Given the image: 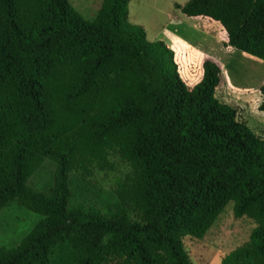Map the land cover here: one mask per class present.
I'll return each instance as SVG.
<instances>
[{"label": "trees", "instance_id": "trees-1", "mask_svg": "<svg viewBox=\"0 0 264 264\" xmlns=\"http://www.w3.org/2000/svg\"><path fill=\"white\" fill-rule=\"evenodd\" d=\"M129 1L102 0L86 22L68 0H0V210L16 200L42 217L0 264H49L63 240L72 264H191L183 238L200 239L229 203L256 227L220 264H264V139L215 97L214 62L185 85L173 51L127 22ZM176 8L264 61V0ZM113 157L130 173L108 212L69 206L68 174L113 171ZM45 160L49 194L27 185Z\"/></svg>", "mask_w": 264, "mask_h": 264}, {"label": "rangeland", "instance_id": "rangeland-1", "mask_svg": "<svg viewBox=\"0 0 264 264\" xmlns=\"http://www.w3.org/2000/svg\"><path fill=\"white\" fill-rule=\"evenodd\" d=\"M102 0H68L83 21L93 20ZM188 0H130L127 22L140 26L146 40L162 41L178 53V61L191 55L214 62L220 69V82L215 97L236 110L237 119L245 123L257 138L264 139V111L260 88L264 87V61L227 44L219 24L203 17H187L176 8ZM218 30V31H217ZM200 60H195L179 76L186 86L199 82L202 73ZM113 171H93L90 177L68 174L69 206L92 207L105 214L115 204L116 183L130 173L129 167L117 157L111 158ZM55 165L45 160L27 181L33 191L49 194L54 181ZM42 217L16 200L0 210V249L15 247ZM256 227L245 216L235 218L229 203L200 239L183 238V247L191 264H220L221 260L245 244ZM49 264H72L73 252L66 240L57 242L50 252Z\"/></svg>", "mask_w": 264, "mask_h": 264}, {"label": "crops", "instance_id": "crops-1", "mask_svg": "<svg viewBox=\"0 0 264 264\" xmlns=\"http://www.w3.org/2000/svg\"><path fill=\"white\" fill-rule=\"evenodd\" d=\"M197 18H198V17H197ZM214 23H215V22H214ZM216 24H218V23H216ZM217 31H218V30H217ZM166 46H167L169 49L173 50V49H172V46H169V45H166ZM173 53H174V61H175L176 65H177V68H178V73L181 72V70H180L181 68H183L185 71H187L188 67H190V66L194 63L195 60H200V59H197L195 55H191V56H189L188 59L185 60V62H184V61L181 62V60L178 61V57H177V54H178V53L176 52V49H175V51H173ZM204 61H206V59L200 60L201 64H202ZM200 74H202V73H200ZM200 78H201V77H200ZM200 78H199V80H200Z\"/></svg>", "mask_w": 264, "mask_h": 264}]
</instances>
